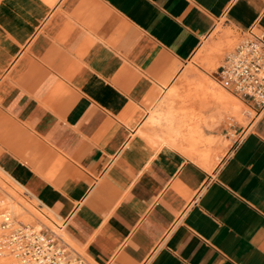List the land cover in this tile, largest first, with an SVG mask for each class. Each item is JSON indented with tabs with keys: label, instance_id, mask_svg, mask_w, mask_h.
Returning a JSON list of instances; mask_svg holds the SVG:
<instances>
[{
	"label": "crops",
	"instance_id": "1",
	"mask_svg": "<svg viewBox=\"0 0 264 264\" xmlns=\"http://www.w3.org/2000/svg\"><path fill=\"white\" fill-rule=\"evenodd\" d=\"M229 31L264 40V0H0V150L90 264H264V103L181 146L147 121Z\"/></svg>",
	"mask_w": 264,
	"mask_h": 264
},
{
	"label": "rangeland",
	"instance_id": "2",
	"mask_svg": "<svg viewBox=\"0 0 264 264\" xmlns=\"http://www.w3.org/2000/svg\"><path fill=\"white\" fill-rule=\"evenodd\" d=\"M229 32L232 38H235L233 41L227 40L224 44L230 47L219 54L218 50H215L217 55L211 54L206 57H202L204 49L200 48L192 60L196 61L198 59L196 61L197 65L189 63L177 83L165 92L166 97L170 96V98H167V101L162 100L149 110L147 121L150 123L151 137L157 140H170L172 143L181 146L184 142L200 141L199 129L190 122L199 123L202 121L209 130L212 126H216L218 121H222L224 115L230 118L241 114L245 107L242 106L238 109V106L242 104V101L238 99L239 96L222 88L215 78V71L224 56L232 52L240 41L238 34L233 31ZM230 34L228 33V35ZM206 62L207 65H205ZM224 103H234L237 107L234 110L230 108L222 109L221 105ZM202 112L209 113L210 118L207 120L201 119ZM0 160L9 165L6 151L0 150ZM24 189L20 188L16 182L12 181L11 177L9 178L0 170V214L4 211H12L11 214L23 223L32 224L35 228H39L40 224L43 223V225L55 231L54 226L38 214L37 206H32L34 204L33 198ZM8 200L14 203L13 210L3 206L2 203H6ZM50 216L52 219L53 216ZM74 248L80 252V249ZM8 261V255L4 261L0 258V264H8Z\"/></svg>",
	"mask_w": 264,
	"mask_h": 264
},
{
	"label": "built area",
	"instance_id": "3",
	"mask_svg": "<svg viewBox=\"0 0 264 264\" xmlns=\"http://www.w3.org/2000/svg\"><path fill=\"white\" fill-rule=\"evenodd\" d=\"M219 85L256 103H264V40L256 35L243 38L219 64ZM0 253L8 264H90L78 251L47 226L35 228L10 212L0 218Z\"/></svg>",
	"mask_w": 264,
	"mask_h": 264
},
{
	"label": "bare ground",
	"instance_id": "4",
	"mask_svg": "<svg viewBox=\"0 0 264 264\" xmlns=\"http://www.w3.org/2000/svg\"><path fill=\"white\" fill-rule=\"evenodd\" d=\"M8 169H9V165L8 164H6V163H4V162H2L1 160H0V170L4 173V174H6V175H8L9 176V178H10V175H9V172H8ZM12 179V178H11ZM12 181H14L13 179H12ZM15 182V181H14ZM20 188H22V189H24V187L23 186H21L20 184H18V183H16ZM15 189V188H14ZM25 190V189H24ZM29 192V191H28ZM14 193V192H13ZM3 204V206H5V208H8L9 210H13L14 209V203L11 201V200H8L6 203L5 202H3L2 203ZM22 204V203H21ZM4 212H10V213H13L12 211H4ZM3 212V213H4ZM3 213H1L0 215H2ZM0 218H1V216H0ZM2 234V232L0 231V235ZM0 258L4 261L5 260V258H7V255H6V253H0Z\"/></svg>",
	"mask_w": 264,
	"mask_h": 264
}]
</instances>
